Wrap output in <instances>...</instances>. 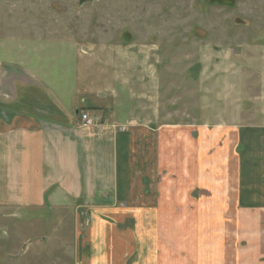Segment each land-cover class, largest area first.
<instances>
[{
    "label": "crops",
    "instance_id": "obj_1",
    "mask_svg": "<svg viewBox=\"0 0 264 264\" xmlns=\"http://www.w3.org/2000/svg\"><path fill=\"white\" fill-rule=\"evenodd\" d=\"M85 55L88 52H76V60ZM85 64L76 70L74 85L60 88H51L42 77L50 74L40 65L0 64V206L6 217L27 219L30 232H35L11 252L9 264H32L28 252L46 248L53 264H78L83 212L93 220L89 232L93 250L103 247L110 264H126V219L133 220L134 233L141 237L142 219L203 217L220 223L238 215V203L249 199L242 189L253 185L250 167L260 156L252 146L254 133H264V127L218 126L210 134L205 128L172 121L154 126L159 112L155 72L150 75L155 85L144 94L141 83L135 90L121 82L116 62L103 60L95 69L92 62ZM90 77L99 81L88 82ZM125 91L130 95L124 97ZM83 112L98 123L80 125ZM83 207L86 211H81ZM250 207L241 206L245 209L240 213L251 215ZM238 225L235 230L227 228L229 242L234 238L236 245L246 240L238 235ZM167 228L174 233V228ZM198 229L191 232L197 239L193 236L196 249L189 253L198 250ZM72 236V242L66 241ZM260 239L264 242V233ZM62 250L70 255L54 254ZM252 251L246 248L247 259L229 262L254 264ZM87 258L94 264L95 256ZM200 260L183 261L203 264ZM259 260L264 264V254Z\"/></svg>",
    "mask_w": 264,
    "mask_h": 264
},
{
    "label": "rangeland",
    "instance_id": "obj_2",
    "mask_svg": "<svg viewBox=\"0 0 264 264\" xmlns=\"http://www.w3.org/2000/svg\"><path fill=\"white\" fill-rule=\"evenodd\" d=\"M82 51L89 55L76 60V52ZM103 60L116 62L126 87L138 90L141 83L142 92L149 94L156 84L159 112L154 126L172 121L205 128L210 134L218 126L264 127V0H0V64L40 65L50 74L42 77L51 88H60L74 85L76 70L86 62L95 69ZM125 92L124 97L130 95ZM254 135L252 146L260 156L254 157L250 167L253 185L242 189L249 199L238 203L251 205L252 214L240 213L245 208L238 207V215L220 223L203 217L142 219L141 237L134 233L133 220L126 219V264H155L157 259L184 264L183 260L195 258L203 264H214V259L218 264H234L229 259H247L246 248L253 249L254 264H263L257 260L264 254L260 239L264 233V133ZM242 148L239 145V152ZM80 216L78 264H92L93 258H87L91 255L94 264L96 260L112 263L103 247L93 250L89 233L93 220L85 212ZM30 223L6 217L5 207L0 206V264L11 263V252L35 234L28 228ZM237 225L238 235L246 236L238 245L231 242L234 238L229 242L231 231L227 230ZM167 227L174 228V233ZM195 227L200 228L197 237L201 239L196 241V253L192 250L197 238L191 233ZM182 228L189 233L182 234ZM70 238L66 241L72 242ZM28 253L32 264H53L47 248ZM60 253L70 255V251L54 252Z\"/></svg>",
    "mask_w": 264,
    "mask_h": 264
},
{
    "label": "built area",
    "instance_id": "obj_3",
    "mask_svg": "<svg viewBox=\"0 0 264 264\" xmlns=\"http://www.w3.org/2000/svg\"><path fill=\"white\" fill-rule=\"evenodd\" d=\"M80 125L85 127H92L98 123V119L89 116L87 113L83 112L80 114Z\"/></svg>",
    "mask_w": 264,
    "mask_h": 264
}]
</instances>
